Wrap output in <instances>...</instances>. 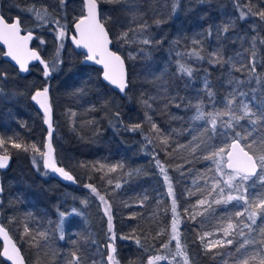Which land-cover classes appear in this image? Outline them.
Masks as SVG:
<instances>
[{"label":"trees","instance_id":"16d2710c","mask_svg":"<svg viewBox=\"0 0 264 264\" xmlns=\"http://www.w3.org/2000/svg\"><path fill=\"white\" fill-rule=\"evenodd\" d=\"M249 5L259 11L264 8V0H138L132 10L124 3L99 0V17L109 33L111 48L126 64L129 86L120 97L100 81L97 68L80 63L81 54L73 52L66 40L58 52L50 51L48 57L39 50V45L48 44L39 43L36 38L46 42L42 30L55 29V25L40 24L27 9L47 8L49 19L59 20L67 34L71 22L81 15V0H66L64 7L60 0H0L2 16L19 17L23 28L35 33L34 46L42 60L62 61L58 71L45 79L40 62L21 76L0 58V139L5 141L0 152L7 150L11 156L9 167L1 172L0 222L19 247L25 264H59L62 257L66 264H75L73 253L79 257V264H109L104 248L112 242V233L108 232L106 206L85 185L94 187L108 201L118 264H148L154 257H162L155 264H176L177 257L183 264L181 257H173L176 250L168 252L160 247L175 240L169 242L171 203L167 196L157 203V193L165 192L167 187L157 161L172 183L180 221L178 231L189 264L217 262L212 252L200 249L196 224L182 212L189 199L182 190L190 177L206 172L218 174L215 163L204 157L225 146L234 132L225 126L229 119L226 115L217 117L213 132L207 114L226 110V100L236 82L242 81L236 92L237 101L243 99L254 106L253 110L264 107V44L259 42L264 39V22L251 15L244 20L239 18L241 10L247 12ZM156 20L161 23L157 25ZM145 22L144 33L152 43L145 45L144 53L128 57L126 51L132 48L121 45L118 37L122 32L138 30ZM225 23L233 27L218 39L216 29ZM252 37L257 38L255 65ZM193 39L202 44H193ZM217 48L222 49L225 58H233L234 67L209 63V53ZM194 50L204 58L189 55ZM178 62L193 69L191 77L178 73ZM253 66L256 72L250 80ZM203 77L210 84L211 99L201 84ZM256 77L261 79L260 84ZM44 87L49 88L52 108L53 159L72 176L68 182L42 175L41 157L30 147L25 151L11 146L14 141L25 146L35 144L42 150L46 129L31 96ZM240 91L247 95L240 97ZM197 103L202 105L205 116L192 120ZM136 124L140 128L129 130ZM240 125L252 127L247 121ZM165 138L167 145L161 143ZM81 202L92 206L91 213L97 211L102 234L94 236L77 215L75 210ZM94 202L96 205H92ZM2 204L11 209L8 222L2 218ZM233 205L232 202L220 208L228 209L232 220L236 210ZM60 213L65 214L63 219ZM25 227L29 229L27 234ZM41 232L45 238L39 236ZM239 241L237 237L224 248L234 249ZM98 250L103 257L101 263L96 261Z\"/></svg>","mask_w":264,"mask_h":264},{"label":"snow or ice","instance_id":"6c2138e0","mask_svg":"<svg viewBox=\"0 0 264 264\" xmlns=\"http://www.w3.org/2000/svg\"><path fill=\"white\" fill-rule=\"evenodd\" d=\"M114 3H124L129 6V10H132L138 3V0H112ZM62 7L66 6V0H60ZM99 0H83L82 15L75 23L76 32L79 35V39H74L77 48H84L87 50V61H92L96 64L102 65L103 67V80L107 81L108 84L112 85L116 89H119L121 93H125V90L129 86V81L125 71L124 60L116 52L110 50L109 44L112 41L109 39V33L106 31L104 24L99 19L98 12ZM176 5L173 4V10ZM138 11V9H136ZM28 12L32 13L34 18L40 24L54 23L56 30V39L61 41L66 33L65 26L60 24L59 20H50L47 8L36 9L31 7L27 9ZM255 16L261 22H264V8L259 11L254 10V6L249 5L248 11L244 12L241 10L240 19L244 20L247 16ZM135 19V15L133 16ZM155 23L159 25L160 20H156ZM231 23H225L217 27V38L219 39L220 34L227 33L232 29ZM147 24L139 25L141 31L146 30ZM211 35V30H209ZM32 39L31 33L28 35H21V23L20 18L17 17L14 22H9L3 16H0V42L4 43L7 48V55L19 65L21 72H27L28 63L31 60L39 61L43 65V75L45 79L50 75L58 71V63L62 62L58 59L52 63L42 60L41 57L35 52L28 48V41ZM118 39L128 43V32H122ZM256 37H252V63L255 65L256 56ZM260 44H264V39H260ZM43 43V41H41ZM143 44H150V39L144 38L141 40ZM193 44H202V41L193 39ZM62 47V45H60ZM189 55H195L197 59H203L199 51H193ZM134 58V57H133ZM232 57L225 58L221 48H217L209 53V63L223 65H232ZM234 67V65H232ZM240 71L239 68L235 69ZM256 72L255 66L250 69L249 79L253 77L251 74ZM178 73L181 75H187L191 77L193 69L186 64L178 62ZM256 83L260 84L261 79L256 77ZM242 81L236 82V88L229 94L226 100V110L224 112H218L216 114L208 113V123L211 125L212 131H216L217 117L228 116L229 119L225 123L227 129H231L234 135L230 136V143H226L225 146L219 147L217 150L212 151L209 155L205 156V159L212 160L216 165L217 173L221 176L223 184L227 186L228 191H225L224 187H221L220 183H214L212 185V191L218 189L216 198L211 203L220 205H229L233 201L237 202L236 207L239 208L240 202H242L243 210H237L234 215L236 221L233 222L232 218L229 217L226 225H221L219 231L223 232L224 239H209L213 236L212 232H204L201 235L200 241L206 252H212L213 249L224 248L225 246L232 245L233 239L229 237L240 238L236 253L238 255L232 261V264H264V107L256 108L250 107L249 103L244 102L243 99L237 101L236 92ZM205 89L208 90V96L211 99L213 93L210 90V84L205 80ZM247 93L240 91L239 96L244 97ZM149 99H152L151 97ZM32 100L35 101L44 114V123L48 125V137L49 142L45 145L47 151H41L37 145L25 146L21 143L11 142V146L15 149H23L25 151L30 147L31 150L43 158V165L45 169H49L53 172L58 173L66 180H72L70 176L63 168L57 167L53 157V147L51 143L52 136V108L49 103V88L44 87L42 90H38L32 95ZM147 107L151 108V104L147 100L143 101ZM179 107V105H177ZM196 114L192 117L193 120H201L204 118L205 113L202 110V105L197 103L194 105ZM75 115V113H72ZM118 115V114H117ZM241 121H247L252 127H244L240 125ZM240 125V127H237ZM140 128L139 124L131 127L132 131ZM154 131H159L155 124H152ZM256 134V135H254ZM223 135H228L224 133ZM161 143L167 145V138L163 139ZM5 141L0 139V147H3ZM9 155L7 150L3 155H0V169H4L8 166ZM34 165L37 163L33 161ZM157 165L160 171L164 173V181L167 185L168 195L172 197V212L173 222L171 225V240L176 241V252L173 257L179 256L183 259V264H189V258L186 253L185 246L181 243L180 232L178 231V225L180 223L177 219L176 213V200L174 198V190L170 178L165 172L164 167L157 161ZM103 167V165H101ZM224 169L228 171L225 172ZM114 170V169H111ZM119 187V184L116 185ZM91 189V191L99 196V199L106 206L105 215L108 216V232L112 233L109 236V240L112 241L107 245L108 248V261L109 264H118L114 253L116 251L114 247L115 235L113 233L111 209L108 205V201L103 196L97 193V190L91 185H85ZM2 191V189H0ZM211 195V192L209 193ZM208 203L207 199H201L197 201L199 206H203ZM211 205L209 204V207ZM187 212V209L185 210ZM207 211V209H205ZM203 215V212L195 213L191 216L195 220V216ZM61 219L64 218L65 214L60 213ZM25 233L29 232V229L25 227ZM255 233V235H253ZM0 236L4 240V250L0 255H3L7 260L11 261L12 264H24L23 259L20 256L16 245L12 243L9 234L3 227H0ZM41 238H45L46 234L39 233ZM63 239V236H61ZM125 239V237H121ZM139 243V240H137ZM38 246V245H37ZM165 248L168 247L166 243ZM220 254V253H216ZM162 257H154L148 261V264H155L156 260ZM73 262L79 264V257L73 253Z\"/></svg>","mask_w":264,"mask_h":264},{"label":"rangeland","instance_id":"374dc122","mask_svg":"<svg viewBox=\"0 0 264 264\" xmlns=\"http://www.w3.org/2000/svg\"><path fill=\"white\" fill-rule=\"evenodd\" d=\"M24 29H26V28H24ZM42 31L44 32V36L46 39V42H43V44L47 43L48 45L47 46L45 45L44 47H43V45H39V50L42 52V56L48 57L50 54V51L54 52L53 50H55L56 52H58L61 49L60 45H63V43L65 41L66 34L61 41H58L56 39V30L55 29H43ZM144 38H147L146 34L144 33V31H141L140 29H138V30H134V31H131L128 33V40H129L128 43H125L123 40L120 41L121 45H123V43H124L127 48H132V49H129L126 51V54L128 57L133 56V54H135V53L142 54L146 51V48H145L146 44L141 43V40ZM37 39H38L39 43H41V41H43L41 37L36 38V40ZM205 80L206 79L204 77L201 80V84L203 87L205 85ZM36 91H38V90H35L32 93V95H34ZM31 100H32V96H31ZM32 102L35 104V106L41 112L42 119H43V117H44L43 111L40 109L39 105L35 101L32 100ZM195 114H196V109L194 110V112L192 113L190 118L192 119V117ZM43 124H44L45 129H46V134L44 137L43 148L41 151L46 152L47 149H46L45 145L49 142V137H48V125H46L44 123V119H43ZM141 153L145 155L146 151L141 150ZM52 157H53V154H52ZM57 167H60V166L57 165ZM60 168H62V167H60ZM41 169H42L41 170L42 175H44L46 177H52L57 181L64 182L62 179L55 177L49 169L44 168L42 157H41ZM214 183H220L221 187H224L225 191L227 192V188L223 184V181L221 180L219 175L216 174L215 172H206V173H202V175H200V176L190 177L189 179H187L185 186L182 190L184 197L189 198L188 202L182 206V212L185 214L186 217L189 218L190 221L195 222V224H196V239H197L198 244L200 246V249L202 251H205V250L201 244L199 237L201 235H203L204 232H212V233H214V235L209 237V239H224L223 232L219 231V228L221 225H226L228 218H229L228 209H223V210L220 209V208H223L225 205H223V204L217 205V204L211 203L212 200L214 198H216L217 193H218V189L216 191H212V185ZM210 192H211V195H209ZM157 195L159 196V200H157V203L161 202V199L163 197L167 196V201L171 203V210H172L173 198L169 197L167 187L165 188V192H158ZM201 199H207L208 203H206L203 206H199L197 204V201L201 200ZM233 203H234L233 206L236 208L235 212L237 210H241V211L243 210L242 202H240L239 208H237L235 206L237 202L233 201ZM209 204L211 205L210 207H209ZM92 205H96V203L94 202V204H92ZM90 207H92V206L89 203L85 205L83 202H81V207H78L75 211H76L77 215L83 219V221H84L83 223L85 225L89 226L88 231L90 230L92 232V230H93L94 236L95 235L97 236L98 234L100 235V233L102 232V229H100L102 227L100 226V222L98 221L99 215H98L97 211L95 210V213H91ZM96 208L99 211V208L97 206H96ZM2 209H3L2 218L8 222L10 220V218L12 217L11 209L9 207H7L6 204H2ZM186 209H187V212L185 211ZM205 209H207V211H205ZM229 209H231V208H229ZM199 212H203L204 214L203 215L197 214L195 216V220H193L191 218V216L193 214L199 213ZM234 213H233V215H234ZM235 221H236V217L234 215L233 222H235ZM169 236L171 238V226L169 229ZM237 237L238 236L229 237V238L233 239V241H234L235 239H237ZM175 245H176V242L172 241L167 248H165L164 246H160V247L164 248L168 252H171V251L176 250ZM225 247H227V246H225ZM236 248H234V249H227V248L213 249L212 255L217 258L216 259L217 262L215 264H232L233 259L235 258L236 255H238L236 253ZM104 250L107 251V253H108L107 246H105ZM100 253H101V251L98 250L97 251L98 258L96 260L98 263H101L103 260V257L100 255ZM216 253H220V254H216ZM175 262H176V264H182L181 259L178 257L175 258ZM0 264H2V263L0 262ZM59 264H66L65 257L61 258V260L59 261Z\"/></svg>","mask_w":264,"mask_h":264},{"label":"water","instance_id":"95a60500","mask_svg":"<svg viewBox=\"0 0 264 264\" xmlns=\"http://www.w3.org/2000/svg\"><path fill=\"white\" fill-rule=\"evenodd\" d=\"M82 6H83V0H81V10H82ZM82 14H83V13L81 12V15H82ZM81 15H79L75 20H73V21L71 22V25H70L71 30H70V33L66 36V42L68 43L69 47L71 48V50H72L73 52L81 54V58H80V63H81V64H83V65H87V66H93V67L97 68V69L99 70V79H100V81H101L102 83L108 85L113 91H115L120 97H122V96L124 95V93H121V92L119 91V89H116V88L113 87L112 85L108 84L107 81L103 80V67H102V65L96 64V63H94V62H92V61H87V60H86L87 50L84 49V48H77L76 45H75V43H73V40H74V39H79V35L77 34V32H76V28H75V23H76L77 20L81 17ZM0 16H2V15L0 14ZM16 18H17V16H13V17L9 20V22H14V20H15ZM99 19H100V17H99ZM106 31H107V30H106ZM29 33H31V35H32V37H33V33H32L31 31H28V30H26V31H22V28H21V35H22V36H24V35H28ZM109 39H110V37H109ZM110 40H111V39H110ZM28 48H29L30 50L34 51V49L31 47V40L28 41ZM109 48H110V50L114 51V50L111 48V43L109 44ZM0 49H1V52H0V58H1L2 60H4L5 62H8L11 66H13V67L16 69V71H17V73H18L19 75L23 76V75H25V74L28 72V71H27V72H21V71L19 70V65H17L16 62H15L14 60H12L11 57H9V56L6 54L7 51H8V48H7V46H6L4 43H2V42H0ZM114 52H116V51H114ZM116 53H117V52H116ZM117 54L120 55L119 53H117ZM120 56H121V55H120ZM121 58L123 59L122 56H121ZM123 60H124V59H123ZM38 62H39V61H36V60H31V61H29V63H28V69H29V67H30L31 65L36 64V63H38ZM124 63H125V61H124ZM125 71H126V64H125ZM126 74H127V71H126ZM125 91H126V90H125ZM228 143H230V140H229ZM3 154H4V153H1V152H0V155H3ZM7 154H8V153H7ZM8 155H9V154H8ZM10 160H11V156L9 155V163H8V166H7L6 168H4V169H0V173H1V172H4V171L9 167ZM225 170L228 171L227 169H225ZM50 171H51V170H50ZM51 172H52V174H53L55 177H57V178H59V179H62L63 181H66V182L69 181V180L64 179V178H63L62 176H60L58 173L53 172V171H51ZM0 189H1V179H0ZM0 194H1V191H0ZM0 227H3V228L5 229V227L1 224V222H0ZM5 231H7V230L5 229ZM9 237H10V235H9ZM10 238H11V237H10ZM11 241H12L13 244L16 245V248L18 249L21 258H22L23 261H24V258H23L22 254H21V251H20L19 247H18L17 244L13 241L12 238H11ZM4 243H5V242H4V240H3V237L0 236V253H2L3 250H4ZM0 260H1L2 262H4L5 264H12V262L9 261V260H7L3 255H0ZM24 264H25V261H24Z\"/></svg>","mask_w":264,"mask_h":264},{"label":"flooded vegetation","instance_id":"af4514ba","mask_svg":"<svg viewBox=\"0 0 264 264\" xmlns=\"http://www.w3.org/2000/svg\"><path fill=\"white\" fill-rule=\"evenodd\" d=\"M4 17V16H3ZM6 20H10L12 17H10V18H7V17H4ZM21 23V22H20ZM21 28H22V31H26V30H28V29H24L23 28V26H22V24H21ZM28 31H31V30H28ZM32 32V31H31ZM33 33V32H32ZM70 33V32H69ZM69 33H67L66 34V36L69 34ZM65 40H66V37H65ZM34 41H35V33H33V37H32V39H31V47L34 49V51L40 56V52H39V50H38V48L37 47H35L34 46ZM68 44V43H67ZM0 52H1V49H0ZM81 58V57H80ZM0 179H1V173H0Z\"/></svg>","mask_w":264,"mask_h":264}]
</instances>
